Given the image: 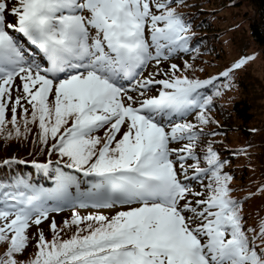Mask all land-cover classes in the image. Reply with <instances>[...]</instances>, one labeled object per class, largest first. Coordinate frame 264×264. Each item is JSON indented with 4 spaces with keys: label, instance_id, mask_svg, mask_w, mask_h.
Wrapping results in <instances>:
<instances>
[{
    "label": "snow or ice",
    "instance_id": "snow-or-ice-1",
    "mask_svg": "<svg viewBox=\"0 0 264 264\" xmlns=\"http://www.w3.org/2000/svg\"><path fill=\"white\" fill-rule=\"evenodd\" d=\"M182 2L0 0V138L32 137L47 157L32 166L54 181L0 178V264H264V218L249 226L228 161L204 139L218 134L204 131L218 126L207 90L255 57L183 74L192 65L171 62L190 50ZM14 163L26 162L0 167Z\"/></svg>",
    "mask_w": 264,
    "mask_h": 264
},
{
    "label": "trees",
    "instance_id": "trees-1",
    "mask_svg": "<svg viewBox=\"0 0 264 264\" xmlns=\"http://www.w3.org/2000/svg\"><path fill=\"white\" fill-rule=\"evenodd\" d=\"M244 1L251 5L254 11V16L249 24L251 37L264 53V0ZM241 2V0H183L182 3L176 5L177 11L185 16L187 21L192 25L188 35L191 38L190 49L195 52L189 57V60L186 61L192 65L194 70L184 72L185 75H188L190 78H198L200 77V73L208 71L209 68L206 67V64L209 66H214L216 64L215 60H208L205 55L214 53L213 51L217 50V39L215 38L226 31L219 29L218 33H213V30H217L216 25L211 23L209 17L201 16L202 13H209V15L217 13V10L213 8L205 10L204 7H195L214 3L222 8H228L229 5L236 6L241 4ZM214 55L217 57L221 56L218 50ZM184 63L185 61L183 62V66ZM221 80L227 79L221 78L218 82ZM226 85L220 88L223 94L229 89L233 90L235 87L237 88V94L221 95L217 97L215 95L216 90H212V88L207 90L208 95L213 97V106L210 115L218 122V126L209 124L204 128V131L206 133L218 134L208 136L204 139L211 141L214 149L221 153V159H226L228 161L224 171L233 176L231 187L235 192L239 188V192L243 197L242 200L248 202L247 186L251 182L248 180L258 179L260 180L259 183L264 185V117L260 118L259 113L261 107L258 105V101L264 99V85L258 77L252 76L249 71H245L239 78L235 76L231 77L230 80H227ZM237 122L242 123V126L237 125ZM10 127L11 126H9V128ZM232 129L241 130L248 137L247 144L249 148L240 147L242 150H235L236 147L226 141L223 134ZM31 140L32 137H29V142H21L15 139L4 140L0 138V164H2L4 159L24 160L26 162L24 164L14 163L10 166L0 167V178L14 179L16 177H23L38 183V185L50 188L54 185L51 175L49 178L50 180L47 181L43 173L32 166L33 160L36 162H46L47 157L41 156L39 152L35 150L34 146L30 143ZM204 148H206V143H201L198 145L197 151L203 154L202 150H204ZM243 151H246L245 159L239 156V153ZM231 153H234L235 156H231ZM56 159L57 157H52V160ZM242 159V162H237ZM263 197L264 195L261 192L257 196V199L260 203L259 212L264 214ZM234 198H236L235 195ZM70 215L71 213H68L59 217L56 221L57 225H61L63 220L70 218ZM48 229L49 227L47 226L40 227V230L44 231L46 237L51 239V232ZM37 231L38 230H29L30 240L33 243L35 242ZM64 238L67 239L68 235H65ZM3 251L4 247L0 246V254H2ZM34 254L35 248L30 247L20 259L29 260Z\"/></svg>",
    "mask_w": 264,
    "mask_h": 264
},
{
    "label": "rangeland",
    "instance_id": "rangeland-1",
    "mask_svg": "<svg viewBox=\"0 0 264 264\" xmlns=\"http://www.w3.org/2000/svg\"><path fill=\"white\" fill-rule=\"evenodd\" d=\"M241 4L236 6H230L228 8H222L218 4H206L199 5L195 8L204 7L205 10H209L213 8L217 10V13H202V17H209L211 23L216 25L217 30H213V33H218L219 29L226 30L223 34L219 35L216 41L217 50L220 52L221 56L217 57L214 53L217 50H214V53L206 54V58L208 60H215L216 64L214 66H209L206 64V67L209 68L207 72L200 73V77L198 79H208L213 75L218 74L217 72H223L228 67H230L235 61L242 57H250L254 56L255 59L251 60L248 64H246L242 69L235 71L232 74V77L235 76L239 78L242 76L245 71H249L252 76L258 77L259 80L264 85V53L259 48L257 44L253 41L250 33V21L254 16V11L252 10L251 5H249L246 1L241 0ZM190 53H177L176 56L171 60V62L176 63L177 65L183 67V62L189 60ZM217 57V58H216ZM225 65V66H224ZM227 66V67H226ZM148 71H152V67L148 69ZM219 72V73H220ZM184 74V73H183ZM147 75V72L145 73ZM227 83V80H221L216 85V88H212V90H220V88L224 87ZM237 88L235 87L233 90H228L222 95H236ZM228 98V97H227ZM258 105L261 107L259 116L260 118L264 117V99L258 101ZM236 120V119H235ZM242 123L237 122V125L242 126ZM226 125V124H224ZM225 128V127H224ZM235 128V127H233ZM228 129V128H226ZM102 134V133H101ZM223 136L226 138L227 142H230L235 147H245L249 148L247 144L248 137L241 130H229ZM205 149V148H204ZM204 151V150H202ZM245 152H240L239 156H242L245 159ZM242 160H238L237 162H242ZM251 181L247 186V195L248 202L244 204V215L248 218L249 226L256 227L259 220L264 218V214L259 212L260 206L257 196L261 193L260 189L264 187V185L260 184V180L258 179H249ZM206 183V181H205ZM195 190H203L202 185H198ZM238 190V191H237ZM236 192H233L236 198H241L242 194L239 192V188ZM255 193V195L251 196L249 199V194ZM264 195V192H262ZM264 200V197L262 198ZM81 214H88L89 212L97 211L95 209H78ZM71 209H65L59 213H56L51 219H58L59 217L70 213ZM104 214H109V210L103 209ZM49 221H44V223L40 227L47 226ZM37 230L35 227L31 228V231ZM50 231V229H48Z\"/></svg>",
    "mask_w": 264,
    "mask_h": 264
}]
</instances>
